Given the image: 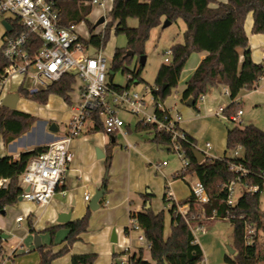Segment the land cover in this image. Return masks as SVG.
Masks as SVG:
<instances>
[{
    "label": "trees",
    "instance_id": "trees-1",
    "mask_svg": "<svg viewBox=\"0 0 264 264\" xmlns=\"http://www.w3.org/2000/svg\"><path fill=\"white\" fill-rule=\"evenodd\" d=\"M59 12V26L73 28L80 23H86L91 33L88 42L80 39L87 45L96 49H105L110 31L114 28L116 36L124 35L127 40L125 48L117 49L110 64L112 73L119 70L123 75L131 78L126 87L111 83L110 87L118 92L131 88L134 81L140 80L144 67L129 70L137 56H145V45L153 29L163 25L165 20L171 23L182 19L186 29L183 34V43L174 44L171 48L172 57L169 63L161 65L152 89L155 103V113L160 120L164 114L159 109V103L166 102L173 89L179 86L181 76L187 62L193 54L206 53L207 56L200 62L182 94V103L193 100V108L198 111L197 104L211 88H226L231 103L224 108L226 117L236 115L241 110L240 103L236 101L243 90L257 89L259 82L264 78V66L257 64L251 57L249 39L245 31V21L249 14L253 15V34H264V0H227L217 3L216 0H112V10L109 17L112 21L105 26L103 34L94 35L95 26L89 21L96 0H48ZM106 1V0H98ZM212 4L217 6L211 7ZM128 19H138V28H129ZM7 24L11 30L6 31L3 47L0 48V80L4 69L11 63L4 55L6 38H17L27 32L20 19L9 18ZM42 40L29 34L28 50L30 56L42 48ZM134 53V56L128 55ZM243 61L241 62V58ZM76 77L64 75L59 82L50 85L47 89L35 93L29 92L22 85L18 88L20 98L34 100L46 105L51 94L64 97L65 101L72 103L70 93L76 84ZM94 126L92 133L104 132V126L99 114L93 116ZM37 117L30 114L0 108V134L3 143L9 145L16 139L28 133L35 124ZM128 131L131 133L130 127ZM135 131L149 132L153 135L151 141L171 152L172 136L165 131H159L156 124L139 122ZM186 138L179 140L180 150L189 160V166L178 177L195 176L206 189L209 202L200 204L191 194L182 202H174L164 196V202L170 204L171 233L165 237V215L161 211L155 213L151 208L146 211L147 202L152 195L144 194L143 211L131 212L130 219L138 222L141 232L147 242L151 244L150 261L144 260V251L130 257L131 264H199L204 260L201 246L196 242L192 227L211 226L217 220L228 221L233 229V245L235 254L225 258V264H260L264 262V251L259 247V233L264 232V213L261 211V196L264 192V131L255 125H236L227 131L226 149L223 157L212 158L205 156L199 163L193 150L197 148L195 138L184 132ZM113 140L116 134H107ZM114 143L106 146L105 164L107 168L112 165ZM238 148L242 154L235 155ZM47 149L38 147L31 151L21 153L18 159L13 157L0 158V181L7 180L6 188H0V211L19 202L23 195L20 177L25 172L30 160L39 156ZM237 167L246 169L242 176L236 171ZM105 179L104 184H108ZM243 185L245 188L237 202L230 206L227 204L228 187L231 182ZM255 189V190H254ZM102 204V201H101ZM187 207L186 215L179 212V207ZM91 210L88 209L83 218L70 223L58 224L48 228L51 236L61 227L69 230L63 241L62 249L57 253L42 246L39 264H53L54 260L69 253L72 246L81 240V235L88 232ZM249 229L256 231V235H248ZM35 233V230H31ZM124 233L130 234L125 228ZM0 230V264L6 259L4 243ZM97 254H76L71 257V264H94ZM115 257V254H114Z\"/></svg>",
    "mask_w": 264,
    "mask_h": 264
},
{
    "label": "rangeland",
    "instance_id": "rangeland-1",
    "mask_svg": "<svg viewBox=\"0 0 264 264\" xmlns=\"http://www.w3.org/2000/svg\"><path fill=\"white\" fill-rule=\"evenodd\" d=\"M109 5L105 7V9L100 8L99 5H94L92 9V13L90 15L89 21L95 26L93 34L100 35L103 34L105 30L106 24L110 23L112 19L109 17L110 15ZM105 17L106 24L101 26H96L97 21ZM134 29V28H133ZM185 30V23L182 19H179L177 22L172 23L166 28L161 27L155 28L151 32V36L145 45V57L146 64L142 70L140 80H136L131 85V90L133 93H137L141 96H144L147 100L148 112L152 113L154 111L155 103L151 98V95L146 94L147 90L152 86H155V80L159 69H161V65L164 64L165 54L167 51L172 48L174 43H177L179 38L182 39L183 33ZM74 33L77 34L79 38L82 40H89L91 38V33L88 29L86 23H80L75 26L73 29ZM127 45V40L124 35L116 36L114 28L110 31V35L103 49V55L107 60L111 63L114 58V54L117 49L125 48ZM191 60L187 62L185 70L182 73L181 80L179 82V86L176 89H173L171 95L166 99V102L159 104H165L169 108V106L177 104L178 108H188L191 109L196 114L198 113L193 107L188 106L186 103H182L181 96L182 90L185 87L186 81L190 79V73L192 71ZM140 59L136 56L133 63L128 65V69L133 71L136 67H140ZM114 76V82L118 86L126 87L129 79L131 78L129 75H123L119 70L118 72L112 73ZM21 85V80H8L6 82L5 93H10L16 91ZM31 80H27L24 83L25 89L31 88ZM82 85L81 81H77V83L73 86V90L70 93L72 103H68L65 101L64 97L51 94L46 105H41L37 101L29 100L26 98H20L17 103L16 109L20 112H24L30 114L34 117H37L38 122L33 127L32 131L23 137L19 143L24 145H32L39 141V136L41 133H50V127L52 124H56L59 127V132L57 136L66 137L69 132V125L73 118V109L77 107L78 102L80 101V93L79 89ZM260 89L257 91L244 90L243 94L240 96V106L241 110L244 112V116L241 117V123L235 124L232 121H227L222 116L217 118L218 126L213 128V126L208 123L199 124V137L197 138V148L200 151H204L206 143H210L215 147V152H209V157L212 158H220L223 153H225L226 149V133L227 129H231L236 125L247 126V125H255L261 130L264 131V82L260 83ZM206 100L211 103L210 107H212V111L215 112L220 106H228L231 103V99L225 96L224 93H213L210 97L209 94H206ZM205 100V101H206ZM197 104L198 110L201 111L202 99ZM209 107V108H210ZM203 113V111H201ZM212 112V113H213ZM210 114V113H209ZM121 117L124 119L127 125L130 124L131 133L128 131V128H125V132L129 135V139L136 138L138 140L144 141L145 135L143 132L135 131L136 125L141 121L142 117L133 115L128 112H120ZM91 122H88L85 126L84 130H87L90 127ZM204 127V128H203ZM130 133V134H129ZM203 137V140H201ZM148 138V137H147ZM2 140V136L0 134V141ZM118 144H124L125 140L122 136L117 137ZM152 143V142H151ZM163 159L170 163L171 169H176L178 163L176 161V156L174 153H161ZM105 164V159L103 160ZM159 176V175H158ZM154 176L157 179L158 184L155 185V189L157 192L162 190L161 194H154L151 191V207L155 213H159L161 211L164 212L165 215V237L170 236L171 233V218L169 214L170 204L164 202L163 194L166 185L169 187L171 183L174 182L172 177H169L167 183L164 178L160 176ZM109 177V172H108ZM195 180L194 176L192 178L185 177L184 180L180 179L177 184L170 185V189L172 191H177V194L180 195V198H177V202L184 201L186 197L187 190L190 189V182ZM109 184V181H108ZM107 184V185H108ZM242 191V185L238 184L235 187L234 193V201L238 199L240 196V192ZM147 191L146 193H148ZM30 207V210H26V208ZM261 211L264 213V192L261 196ZM5 215H1V219L5 223L3 227L4 234L8 236V239L5 240L4 249L7 251L9 258H6L4 264H39L41 259V251L35 249V237L38 236L43 243L42 246L51 250L53 253H57L60 249H62V242L65 240L67 234H65V227H61L57 229L53 236L46 231L49 226H45L46 219L44 217L45 210L34 203H28L26 201H19L13 206H9L4 209ZM92 212V211H91ZM105 209L101 208L99 211H94L91 213L90 222L88 232L83 236L82 240L75 243L72 246L69 253L57 258L54 260L53 264H70L71 255H75L76 253H86L91 251L98 255L97 260L94 264H116L119 262V255H122L124 252V248L120 246L126 241L131 243L133 250L140 247L138 238L141 236L139 231H132L129 235L124 233V226L122 232L119 233L118 241L113 245L111 242L113 236V230H111L110 234H103V230L106 227V215ZM29 216V217H28ZM23 217L24 220L22 222H18L17 218ZM125 226L129 227V223L125 224ZM45 227V228H42ZM35 230V233L31 232V230ZM208 230V246L206 250V259L210 258V264H225V258L227 256L231 257L232 255L229 252V247L233 245V229L229 222H224L221 220H217L214 222ZM202 233L197 232L196 236L201 237ZM218 238V242H214L215 239ZM259 247L262 251H264V232H262L261 237H259ZM216 243V244H215ZM16 252V255L14 254ZM208 253V254H207ZM115 254V257H114ZM144 255L146 258H150L149 252L145 247ZM6 257V253H5ZM264 264V262L260 263Z\"/></svg>",
    "mask_w": 264,
    "mask_h": 264
},
{
    "label": "built area",
    "instance_id": "built-area-1",
    "mask_svg": "<svg viewBox=\"0 0 264 264\" xmlns=\"http://www.w3.org/2000/svg\"><path fill=\"white\" fill-rule=\"evenodd\" d=\"M97 2L99 1L96 0L93 4ZM5 15L20 19L27 32L17 38L5 39L7 47H5L4 55L11 64L4 69L3 78L0 80V108L3 107L6 96L11 94L9 92L4 94L6 82L10 79L21 80L23 87L27 80H31V88L27 89L31 93L47 89L50 85L59 82L66 74L73 75L77 81L82 82L79 89L81 99L73 113L67 136L48 144L45 152L30 160L31 162L20 177L23 201L37 204L40 207H46L51 203L58 189L63 185L69 166L73 162L71 142L83 134L88 122L94 125L93 116L95 114L100 115L106 134L127 135L125 132L127 124L120 112L141 116V122L145 124H156L159 131H165L172 136L171 152L181 160L183 171L186 170L189 160L178 144L179 140L186 138L185 133L179 128L180 118L171 113L163 104H159L158 107L164 114L163 120H160L155 113V107L152 113L148 112L147 100L144 96L133 93L131 88L121 92L112 89L110 84L114 82V76L110 70L111 63L103 55L104 50H98L92 45L81 42V38L73 31L75 26L73 28L60 27L59 12L52 2L48 0H0V16ZM29 34L38 36L43 42L42 48L34 56H30L26 50ZM172 55V50H168L164 62L169 63ZM152 89L157 88L151 86L146 94L151 95L154 101ZM223 110L224 108H221L217 115L232 123H241L240 118L243 111L226 117ZM207 147H210L209 144ZM241 151L242 149L238 148L235 155L239 156ZM163 164L166 166L167 162ZM236 171L242 176L247 173L242 167H237ZM190 183L191 194L196 201L200 204L208 203L210 200L205 186L198 180ZM7 185V180L0 181V188H6ZM235 186L237 184L233 181L228 187L227 204L230 206L236 203L234 201ZM27 188H29L28 192ZM90 197L87 195L85 199L89 201ZM171 197L168 193V199H172ZM179 212L183 216L186 215L187 207H179ZM23 220V217L17 218L19 223ZM128 229L130 232H140L141 236L138 238L140 247L133 250L131 243L121 244L120 246L125 249L123 254L118 256L121 264H131L130 257L141 249L144 251L145 247L150 255L152 248L135 219L131 220ZM192 231L194 233L203 231V227H192ZM248 235H256V231L249 229ZM143 256L145 261H150V258ZM199 264H207V262L203 260Z\"/></svg>",
    "mask_w": 264,
    "mask_h": 264
},
{
    "label": "crops",
    "instance_id": "crops-1",
    "mask_svg": "<svg viewBox=\"0 0 264 264\" xmlns=\"http://www.w3.org/2000/svg\"><path fill=\"white\" fill-rule=\"evenodd\" d=\"M216 2L225 3L227 2V0H216ZM94 5H99L100 8L103 9H105V7L109 5V9L112 10L113 2L112 0L99 1L97 2V4H93V6ZM215 6L217 5L212 4L211 7H215ZM9 18L11 17L8 15L0 16V48L3 47L2 46L3 41H4L5 33L7 31L3 23L7 22V19ZM253 24H254L253 15L249 14L245 21V31L249 39V49L251 52V57L255 63L264 66V34H253L252 32ZM127 25L129 28H138L139 21L138 19H128ZM183 37L182 39L179 38L177 43H183L184 41ZM206 56H207L206 53H200V54H193L190 57L189 61L191 60L192 63L191 64L192 71L190 73L191 74L190 77L192 76V74L194 73L200 62ZM242 61H243V57L241 58V62ZM263 82L264 79H261L258 86L256 87L257 89H255L256 91L260 89L259 85L260 83ZM186 83L184 89L182 90V94L186 89ZM17 91L18 89L10 93H15ZM216 91L221 94L224 93L225 96L230 98V95L226 88H219V89H217V87L211 88L209 89L207 94H209L211 97V95L213 93H216ZM243 91L236 99L237 102L240 101V96L243 94ZM205 100H206V95L203 97L201 104V111H203V113L200 110H198L197 114L188 108H178L176 103H174V105L169 106V108L167 107V105L163 104L167 109L171 111V113L177 115L180 118L178 122L180 130L186 132L187 134L195 138L196 143L198 141L197 138L199 137L198 136L199 124L203 122L202 124L208 123L209 125L213 126V128L217 127L218 126L217 118L220 117L217 115V113L221 108L227 107L224 105L220 106L217 110H215V112H213L212 107H210L211 103ZM76 108L77 107L73 109V112L75 111ZM243 116H244V112L241 117ZM93 126H94L93 124L90 125V127H88L87 130H85L82 135L72 140L70 147H71V151L73 152V162L69 166L63 185H61V187L58 189L51 203L46 207H42L45 210L43 218L46 219L45 226L47 227L49 226V228L58 225L57 219H58V215L61 213L66 212V214L67 213L71 214L69 223L83 218L84 215L87 213V210L90 209L89 204L92 198L94 197L95 192L102 188V186L105 183L106 174H108L109 172V177H108L109 184L107 185L106 194L104 198L101 200L102 204L100 202L99 209L104 208L106 211L105 217H106L107 225L102 231L103 234L109 235L111 230H113V235L115 233L116 243H117L118 241L117 235H119V233L122 232L123 226H124V230L125 228H127V226H125L127 222L129 224L131 222L130 219L131 212L143 211L144 201L141 198V195L144 194L152 195L151 191L157 195L163 192L162 190H159V192H157V190L155 189V185L158 184L159 182H157L156 180L157 178L154 176L159 175L161 178L165 179L166 183L168 178L172 177L174 179V182H169L171 183L170 185L172 186L180 181L178 177L180 176V174H182L183 165L181 163V160L175 154L176 161L178 163V166L180 167H177L176 169H171L170 163L163 159L161 153L162 152L165 153V151L167 153H172V152H169V150H167L166 148L158 146L157 144L153 143L151 141L153 135L149 132H143L144 134H146L145 135L146 138L144 141L138 140L134 137L129 139L130 137L128 134L124 135L121 133L116 134V139L113 140L105 132L92 133L91 130ZM128 127H130V124L127 125L126 128ZM57 128L59 132L60 129L58 126ZM57 133H52V132L41 133L39 136V141L32 145H24V144L19 145L21 139L23 137H26L28 133L16 139L9 145H5L3 143V138H2V140L0 141V158L9 156V157H13L14 159H18L21 153L31 151L38 147L47 146L48 144L54 141L64 138L57 136ZM118 136L123 137V139L125 140L124 144H120V145L118 144L117 142ZM201 140H203V137H201ZM114 142L115 144L113 147L114 149L112 154L113 158L111 162L112 165L110 166V168H107L106 164L103 163V160L106 158V146L109 143H114ZM208 144L210 146L209 148L207 147ZM96 150H101V152L104 154L105 157L103 159H98ZM212 151L215 152V147L212 146L210 143H206L204 151L202 152L207 154V156H209L208 153ZM225 153H223L221 157H223ZM240 154H242V151L240 152ZM164 162H167L166 166L163 164ZM187 177L192 178L193 176H187ZM194 178L195 180H192L191 182H195L198 180L195 176ZM170 185L169 187L166 185L163 198L166 193L167 194L170 193L173 201L178 203L176 200L177 198H180V195L177 194V191H172L170 189ZM244 189L245 188L242 185V191L240 192V195L242 194ZM147 191L149 192L146 193ZM87 195L91 196L89 201L85 199V196ZM190 195H191V190L190 191L187 190L186 197L188 198L190 197ZM30 209H31L30 207L26 208V210H30ZM1 215H5V213L2 214L0 211V230L4 234L2 226H4L5 223L1 219ZM224 222H228V221H224ZM207 228H209V226L203 227V231H198L202 233L201 237L198 238L196 236L197 232L194 233V235L196 238V242L202 248L204 261H206L207 264H210L208 261L210 260V258L207 260L205 256L207 250L206 248L208 246ZM68 233L69 230L65 231V234L68 235ZM85 234L81 235L80 237L81 240ZM259 234H260L259 237H261L262 232ZM214 239H215L214 242H218V238H214ZM125 243H128V241H126ZM125 243L122 242V244ZM114 244L115 243H113V245ZM63 245H65L64 242H62V246ZM35 249L37 248L35 247ZM16 252L17 251H14L13 255H16ZM5 253H6V258H9L6 250ZM76 254L81 255V254H96V253L88 251L86 253H76ZM70 264H71V258H70Z\"/></svg>",
    "mask_w": 264,
    "mask_h": 264
},
{
    "label": "water",
    "instance_id": "water-1",
    "mask_svg": "<svg viewBox=\"0 0 264 264\" xmlns=\"http://www.w3.org/2000/svg\"><path fill=\"white\" fill-rule=\"evenodd\" d=\"M143 1H151V0H143ZM105 21H106L105 17L100 18L97 21L96 26L104 25ZM3 25H4V27H5V29L7 31L11 30V27L9 26V24H7V22H4ZM169 25H171V22L168 21V20H165L164 23H163V27L166 28ZM128 55L133 57L134 53L128 52ZM140 63H141L142 67H145V64H146V57L145 56H142L140 58ZM19 100H20V95L17 92L8 94L6 96L4 102H3V107L4 108L6 107V108H9V109H12V110H17L16 107H17V103H18ZM193 103H194L193 100H189L186 104L188 106L192 107ZM50 129H51L50 132H52V133H57L58 132V128H57L56 124H52ZM96 154H97V158L98 159H103L105 157L104 154L101 152V150H96ZM193 155H194L195 159L199 163L203 162L204 159H205V155L203 154V152L198 150L197 148H195L193 150ZM106 179H108V174H106ZM106 189H107V185L104 184L101 189H99V190H97L95 192L94 197L92 198V200L90 201V204H89V208H90L91 211L99 210L100 202H101V200L104 198V196L106 194ZM26 191L28 192L29 188H27ZM19 201H22V198H20ZM145 209H146L147 212H148V210L151 209L150 202H147V205H146ZM1 213L4 214L5 212L2 211ZM70 218H71V214H69V213L66 214V212L65 213H61V214L58 215L57 223L66 225L67 223H69ZM1 238L3 240H5V239H7V236L5 234H2ZM112 242L116 243V235H115V233L113 235ZM35 247L37 249L42 247L41 240H40V238L38 236L35 237ZM235 251L236 250H234L232 247H229V252H230L231 255H234ZM116 264H121V262H118Z\"/></svg>",
    "mask_w": 264,
    "mask_h": 264
}]
</instances>
